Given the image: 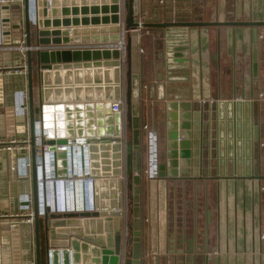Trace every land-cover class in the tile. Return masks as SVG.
Segmentation results:
<instances>
[{
	"label": "crops",
	"instance_id": "0c3cea01",
	"mask_svg": "<svg viewBox=\"0 0 264 264\" xmlns=\"http://www.w3.org/2000/svg\"><path fill=\"white\" fill-rule=\"evenodd\" d=\"M159 1L160 3L155 0H138L135 19L139 14L145 20L152 21L164 20L166 17L184 20L264 19V0ZM93 2L101 5L102 0H71L65 5L68 12L50 16L60 19L76 16L79 19L76 26L80 28L88 26L100 29L101 26L115 24L91 23L92 16L112 14L109 8L104 12H92L90 7ZM103 4L110 7L112 3L106 0ZM74 7H77L76 13H72ZM83 19L87 20L86 23H82ZM70 26L74 24L68 25V28ZM252 28V25L247 24L154 26L143 30L141 28L136 42L133 38L135 30H128L131 71L136 85L133 95L135 96V92L139 95V101L132 104L145 126L141 142L139 137V159L133 154L130 164L132 166L138 160L140 169L137 172L140 173L141 264H183L176 252L180 249L177 246L180 238L177 234H182L183 246L188 244V240L190 244L193 243V248L203 245L209 254L208 264H264V189L259 187L255 178L245 177L250 173L252 156L256 164L257 145L255 143L251 147L248 137L250 131L246 130L248 126L242 124L245 112L243 102L236 106L234 118L235 107L232 106L231 97L234 87L237 96H240V88L244 84L248 87V78L251 79ZM262 28L259 27L261 31ZM217 29L220 33L219 40ZM104 34L110 32L80 31L77 35L90 40L92 36L100 37ZM31 39L35 43L34 29L31 31ZM74 44L72 41L65 46ZM82 44L103 45L101 41ZM6 51H0V136L6 132H14L18 136L27 135L30 134L29 111L26 116H13L9 112L14 91L27 89V72L10 71L8 67L16 64H4L3 54ZM13 51H9L11 56ZM36 59V55L32 54L33 63ZM100 60L103 62L105 59ZM96 67L109 68L108 76L113 75L112 66ZM242 67H245L244 78L239 72ZM74 68L76 67L69 69ZM87 68L91 70L90 81L84 77V70ZM78 69L80 82H73L71 74L70 82L57 85L83 87L104 84L103 81H93L92 65L87 67L81 62ZM34 81L33 111L34 118H39L35 75ZM245 92L243 100H248L249 90L246 89ZM96 100L94 97L91 99L93 103ZM93 110L96 112L97 109ZM184 113L188 114L187 119L182 117L181 114ZM105 115L106 113L100 117L104 119ZM96 117L95 113L94 120ZM182 120H188L190 126L181 127ZM108 121L115 124L113 114H110ZM106 124L108 123L103 126ZM171 124L177 128L176 139L168 137ZM150 130L154 133L150 134ZM188 136L189 155H184L182 148L177 147L175 160L179 175H173L170 171L171 142H178L181 137ZM126 137L129 139L127 126ZM152 160L156 162V167H151L154 175H149L144 172V168L149 167ZM162 162L165 163L164 175L159 174L158 168ZM11 163L12 152L0 150V211L7 213L16 209L18 193L33 190L32 170L29 176L18 175L11 168ZM122 172L121 169L120 173L114 175L121 178V187L130 181L134 185L127 176L124 182ZM134 172L136 171L132 170ZM261 185H264L263 181ZM121 198L123 203V194ZM108 199L112 200L110 197ZM39 221L40 263L45 264L42 218ZM198 250L203 255L204 250ZM14 258L19 260L18 264H30L31 259L36 260L34 225L21 222L17 234L13 235L11 228L0 221V264H13ZM203 262L197 258L194 264Z\"/></svg>",
	"mask_w": 264,
	"mask_h": 264
},
{
	"label": "water",
	"instance_id": "95a60500",
	"mask_svg": "<svg viewBox=\"0 0 264 264\" xmlns=\"http://www.w3.org/2000/svg\"><path fill=\"white\" fill-rule=\"evenodd\" d=\"M71 0H36L37 4V21L31 24L28 12V0L20 3L17 0L5 2L1 4L4 41L20 43L21 35L25 45H38V48L28 47L25 50L26 69H27V89L29 98V128L30 138L33 139L34 128V111H33V91L35 86L34 75L36 77V88L38 90V106L39 118L42 125L47 128L49 138L47 141L51 147L55 149L56 163L58 175H64L66 160L64 143L88 141L89 155L91 158L90 170L96 176V205L91 211L76 212H45L38 214L36 202V181L33 168V211H34V234L36 243V264L40 263V242L39 228L42 218V227L45 234V264H49L48 250L51 248V264H141L140 263V241H139V219H138V191H139V169L138 160L131 166L132 157L139 159V120L134 112L132 101L134 100L133 90L135 82L131 71V53L130 40L128 30L136 29L139 22L135 20V0H110V7L102 0L101 5L94 4L90 7L92 12L101 10L107 11L109 8L111 15L92 16L90 22L93 24L112 22L109 26H101L100 29L89 28L88 26L80 28L76 26L79 19L75 16L70 18H52L50 15L58 13L65 14L69 11L67 5ZM75 2L76 0H72ZM96 1V0H93ZM56 5H60L56 7ZM84 9V8H82ZM125 10V11H124ZM77 12V7L72 8V13ZM86 20V19H85ZM83 19L84 22L86 23ZM72 21V23H69ZM87 21V20H86ZM71 29L68 28V25ZM228 24H247L254 25L252 28L253 50L256 48V40H259L256 25H264L263 20H184L170 19L166 17L164 20H145L140 23L142 27H170V26H202V25H228ZM33 27V28H32ZM34 29L36 39L32 44L31 31ZM110 32L100 37L92 36L79 37L80 32ZM72 34V37L69 35ZM126 36V40H125ZM219 29H217V37L219 40ZM74 42V46H59ZM98 43L101 41L103 45L86 46L82 43L88 42ZM118 41L122 42V46L118 47ZM110 42V44H108ZM114 43V44H112ZM83 46H79V45ZM47 45H50L47 46ZM219 47L217 48V53ZM32 54H35L36 62H32ZM4 64H17L21 59V52L16 50L11 53L4 52ZM251 60V73L248 78V87L244 84L240 88V96H237L236 87L233 91V117L235 118L236 106L242 103L245 112L242 117V124L249 129L248 135L251 147L257 145L256 164H254L253 156L250 161V173L245 175L247 178H255L257 184L261 187L264 182V100L258 96L257 88L260 82L264 83V60L263 56L257 55L253 51ZM13 60L11 61V58ZM100 59L102 60L101 62ZM87 61V62H85ZM90 61V62H88ZM84 66H93V81H103V85H85V86H58V83H68L71 80L80 82V63ZM104 65L112 66L113 75L108 76L109 68H99L96 66ZM126 66V68H125ZM70 67H76L70 70ZM54 69V70H51ZM245 67L239 69L243 74ZM90 69L84 70V77L90 81ZM35 72V74H34ZM87 74V75H86ZM0 74V78H1ZM102 76V77H101ZM244 78V74L242 75ZM52 83V84H51ZM236 81H234V86ZM1 89V84H0ZM248 89V100H243L246 95L245 90ZM92 90L94 93L92 94ZM1 92V90H0ZM1 96V95H0ZM97 99L95 103L92 98ZM124 98L125 114L120 111H112L111 100ZM103 99L105 102H103ZM75 100V102H72ZM85 100V102H83ZM245 101V102H244ZM93 108H96L94 112ZM242 108V107H241ZM12 107L9 109L11 112ZM97 117L94 120V114ZM106 113L105 118H101ZM109 114V115H108ZM110 114H113L115 124L112 125L108 121ZM187 119L188 114H181ZM242 115V113H240ZM176 116V115H175ZM176 119V117H175ZM125 120L126 126L132 128V137L126 140V176L132 179L127 183V188L133 190V221L132 228V247L124 248L122 242L123 222L121 220V197L122 189L121 178L114 175L121 171V144L119 138L121 123ZM105 123V126H103ZM203 119L200 118V126L202 128ZM181 127L188 128L190 125L188 120L180 123ZM169 138L176 139L178 132L174 124L169 125ZM172 131V132H171ZM254 133V134H253ZM253 134V135H252ZM201 145V144H200ZM171 173L177 174L178 168L176 157L177 147L182 148L184 155H189L190 139L180 138L178 142H171ZM134 154V155H133ZM236 161L234 162V166ZM161 175L165 174V163H159ZM132 170L136 172L132 173ZM182 174V173H181ZM200 177V176H199ZM112 198V200L108 198ZM116 197V198H114ZM88 224V226H87ZM19 224L15 223L11 228L12 234L16 235ZM16 237V236H15ZM172 242H173V235ZM177 240V246L180 248L176 252L179 254V261L183 264H194L197 258L202 259L203 264H208L209 254L207 249L201 244L193 248V243L186 244L183 248L182 234ZM131 237L128 238L130 242ZM181 239V240H180ZM187 241V240H186ZM188 248V249H187ZM204 250L203 255L199 254V250ZM18 250V249H17ZM19 260L14 258L13 264H18Z\"/></svg>",
	"mask_w": 264,
	"mask_h": 264
},
{
	"label": "built area",
	"instance_id": "2783aa9c",
	"mask_svg": "<svg viewBox=\"0 0 264 264\" xmlns=\"http://www.w3.org/2000/svg\"><path fill=\"white\" fill-rule=\"evenodd\" d=\"M14 0H0V51L18 50L21 52L20 62L16 66L8 67L15 73H26V58L25 50L28 47L38 48V45H25L23 34L21 35L20 43L4 41L3 20L1 4ZM20 5L23 0H17ZM29 20L31 24L37 21V4L36 0H28ZM135 20L139 22V26L134 29L137 33L141 30V22L145 21L144 17L138 16ZM71 29V28H69ZM118 47L122 46V42L115 43ZM50 47V45H47ZM65 46V44L59 45ZM83 46V45H79ZM259 96L264 98V91L259 93ZM11 114L13 116H26L29 111L28 90L26 88L16 89L13 93V102L11 105ZM112 111H120L125 114L124 98L111 100ZM154 131L150 130V134ZM122 161L121 176L126 181V122L121 123L119 132ZM49 138L48 130L42 125L40 118H34L33 139L30 134L18 136L14 132H6L0 136V150L12 152L11 168L18 175L29 176L31 170L35 174L36 181V202L38 214L42 215L45 212L63 213L76 211H91L96 207V176L91 173L88 141L66 142L64 143L65 150V174L58 175L56 163L55 149L47 141ZM19 153H16V152ZM151 167H156V162L152 160L149 167L144 168V172L149 175H154L151 172ZM124 202L120 208L123 220L122 242L126 249L129 229L127 226V184L122 189ZM16 209L12 212L0 211V221H4L8 228H12L15 223L21 222L34 224L33 211V190L20 192L16 196ZM9 217V218H8ZM48 261L51 264V248L48 250ZM2 264H12L11 262ZM30 264H36V260L31 259Z\"/></svg>",
	"mask_w": 264,
	"mask_h": 264
},
{
	"label": "rangeland",
	"instance_id": "374dc122",
	"mask_svg": "<svg viewBox=\"0 0 264 264\" xmlns=\"http://www.w3.org/2000/svg\"><path fill=\"white\" fill-rule=\"evenodd\" d=\"M155 2H158V3H160V1L159 0H155ZM137 3H138V0H135V8H136V5H137ZM138 13V11H137V9H135V14H137ZM139 16H141V17H144L142 14H139ZM140 32V31H139ZM138 37H139V34H138ZM125 40H126V36H125ZM133 77V76H132ZM136 86V85H135ZM138 88H139V84H138ZM136 102H138L139 101V95H138V99L136 98V100H135ZM134 100L132 101V103L133 102H135ZM132 106H133V104H132ZM135 112V114L138 116V120H139V132L141 131V122H140V116L138 115V113H137V110H135L134 111ZM128 128V127H127ZM128 130H129V138H131L132 137V128H128ZM139 137H140V135H139ZM140 144V143H139ZM139 152H140V149H139ZM139 175H140V173H139ZM138 186H139V183H138ZM129 190L130 189H128L127 188V202H129V201H131L130 202V208H128L127 209V212H126V215H127V220H126V222H127V226H128V229H129V237H131V239H130V242H129V244H128V246H129V248H131L132 247V228H131V224H132V221H133V217H134V214H133V207H134V200H133V190H130L131 191V194H130V192H129ZM138 196H139V199H138V206L140 205L139 204V201H140V187H139V191H138ZM139 212H140V206H139V210H138ZM138 212V219H139V225H138V229H139V241H140V224H141V217H140V213ZM129 215H130V219L131 220H129V222H130V224H129V222H128V219H129ZM140 217V218H139Z\"/></svg>",
	"mask_w": 264,
	"mask_h": 264
},
{
	"label": "flooded vegetation",
	"instance_id": "af4514ba",
	"mask_svg": "<svg viewBox=\"0 0 264 264\" xmlns=\"http://www.w3.org/2000/svg\"><path fill=\"white\" fill-rule=\"evenodd\" d=\"M200 2H204V0H199ZM201 20H203V19H201ZM211 20H213V19H211ZM261 20H263V19H261ZM255 21H257V20H255ZM254 25H252V27H253ZM260 26H262L263 28H262V31L259 29V27ZM256 29H257V34H258V37H259V40H256V43H255V45H256V48L254 49L255 50V52L257 53V55L259 56V55H261V57L263 56V60H264V25L263 24H261V25H256ZM253 44V43H252ZM251 44V45H252ZM254 45V44H253ZM252 48H253V46H252ZM254 50H252V51H254ZM253 54V53H252ZM251 54V55H252ZM250 55V56H251ZM248 60H249V55H248V58H247ZM250 69H251V67H250ZM251 71V70H250ZM251 73V72H250ZM262 91H264V83L263 82H260V84H259V87L257 88V94H258V96H259V93L260 92H262ZM261 97V96H260ZM261 99L262 100H264V98H262L261 97ZM262 187V189H264V185H262L261 186Z\"/></svg>",
	"mask_w": 264,
	"mask_h": 264
},
{
	"label": "trees",
	"instance_id": "16d2710c",
	"mask_svg": "<svg viewBox=\"0 0 264 264\" xmlns=\"http://www.w3.org/2000/svg\"><path fill=\"white\" fill-rule=\"evenodd\" d=\"M146 28H149V27H142V30L143 29H146ZM141 122V121H140ZM141 131H140V142H141V140H142V136H143V134H144V130H145V126H144V124H142V122H141ZM129 192H130V194H131V191L129 190ZM130 202L131 201H129L128 202V208H130ZM140 213V212H139ZM140 218V217H139ZM129 220H131L130 219V215H129V219H128V222H129ZM129 224H130V222H129ZM128 244H129V242L127 243V246H128ZM129 247V246H128Z\"/></svg>",
	"mask_w": 264,
	"mask_h": 264
},
{
	"label": "bare ground",
	"instance_id": "6f19581e",
	"mask_svg": "<svg viewBox=\"0 0 264 264\" xmlns=\"http://www.w3.org/2000/svg\"><path fill=\"white\" fill-rule=\"evenodd\" d=\"M133 38H134V42H136L137 38H138V33L136 31L133 32ZM137 97H138V93L135 92L134 101L136 100ZM135 103H136V101H135Z\"/></svg>",
	"mask_w": 264,
	"mask_h": 264
}]
</instances>
